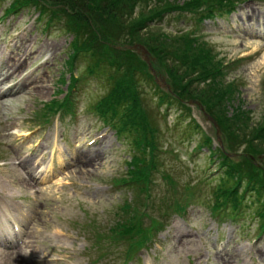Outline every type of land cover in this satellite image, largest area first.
<instances>
[{"label":"rangeland","instance_id":"374dc122","mask_svg":"<svg viewBox=\"0 0 264 264\" xmlns=\"http://www.w3.org/2000/svg\"><path fill=\"white\" fill-rule=\"evenodd\" d=\"M184 2L185 0H140L138 2L139 6L137 4L132 11L130 10V12L133 17H136L139 13L148 14L149 10L154 11V9L158 10L163 6L168 7L171 3L181 6ZM5 4L8 6L10 2H3L2 7L5 6ZM251 5L254 10L246 6L243 10L232 13L231 16L226 18V21L224 19L221 22L207 24L206 29L208 35L200 37L201 41L204 42V44L199 42L200 47L213 54L212 62L214 64L220 62V60L223 61L224 66L227 65L228 62H231V65L226 68V71L229 72L228 75H225L221 80L207 78L204 80L206 82L204 84L192 83L193 80L190 79L194 77L188 76L186 70L182 68V71L185 74L184 81L187 82V87L184 91H188L187 95L189 98L204 102V104L210 106L212 111L215 110V112L217 111L220 113L223 118L226 117V119L224 118V121L226 122L227 127L230 128L229 131L231 132H233V130H231L233 127L231 123L237 121L235 124L239 127L242 126V128L241 131H236V133L240 134L243 141L248 140L250 142L251 140L249 138H254L257 132L262 128L261 117L263 116L262 113L264 108V5L260 3H253ZM55 9L56 8H53V10ZM190 9L192 11L199 10L198 7H192ZM83 13L85 14V11H83ZM1 14L2 12L0 15ZM69 14L67 13V15ZM21 15L23 16L22 20L29 21V11L25 9L22 11ZM57 16L60 18V23H58V21L56 22L55 28L53 27L52 33L46 43H42L41 35L39 36L40 31L43 30V25L46 24V22L41 20L39 24L31 23V21L28 23L29 25L31 24L32 32L38 36L36 39L32 38L31 43L25 45V47L23 46V48H29L27 59L29 57L32 58L31 61H33L32 63H35V66H40L44 60H51V65L47 66L50 67L48 71L39 70V75L43 77L45 82L44 85L46 86L47 95L25 94L20 99H9L5 103L2 102V104H0V130L2 128L3 132L8 135L5 141L9 145V148H13V145L16 143H21L25 135H27L24 132H28L29 128L36 124L35 122L38 121L37 116H40L41 114V104L51 101L55 97L56 99L63 98L61 93L56 92L58 90L64 92L65 90V85L58 82V78L60 74L65 76L63 71V61L67 59L66 55L69 49L68 44L72 39V35L60 32L59 26H62L67 20H71V22H76L78 24L80 22L72 17L65 16L62 12H58ZM259 18H261V20L257 23ZM123 20H126V18H123ZM129 20H132V17ZM181 21L178 24L183 27V25L186 24V18L181 17ZM21 24L22 23L8 26L4 30L11 31L13 28L18 27ZM227 24H229L232 29L238 31L239 34H232L228 30ZM89 25L94 28L93 31L96 33L94 34L95 36L102 37L101 40H104V36L102 35L107 31L113 39H115L114 37H116L118 32L114 25H111V27H107L108 25H106V29L103 27L102 29L100 26L98 27V23H95L93 19L89 21ZM145 27L146 26L140 28L141 34L135 36L136 40H148L149 43H152H150V45L156 46V48L161 47V41L165 42V40H167L166 46L169 50L173 45L183 46L185 43L182 36L175 35L178 33L172 25L166 24V26H160V24H156L154 26ZM84 31L86 32V29ZM196 35H198V32H196ZM124 36L125 37L120 36L119 38L127 39L130 37V35L127 34H124ZM112 43L113 41L104 42V45L101 47L110 50ZM48 44H53V46L55 45L57 48L53 50L52 47L48 51L44 49L41 50V47L48 46ZM210 49L212 51H210ZM19 50H22V48L15 52ZM37 50H41L43 53H36ZM194 51L197 52L199 49L195 48ZM36 54L42 55L41 63V59L36 60L38 57ZM144 54L149 62L147 54ZM21 55L24 56L26 53L22 52ZM49 55H51L50 58H47ZM45 68H43V70ZM163 73L165 74L164 71ZM156 76L158 75L156 74ZM210 80L215 81L216 83H211ZM160 81L164 85L163 81ZM87 84V90L94 95L99 87H96L94 82L91 81ZM225 87L231 88L233 94H230L228 100L223 102L221 96L223 92L222 90ZM98 94L101 93L98 92ZM149 97L151 98L150 95ZM150 107L153 111L157 109V105L152 99ZM235 110L245 111L249 119L247 121L244 119L240 122L239 119H237L238 116L236 115ZM190 116H192L193 121L200 127L201 133H204L205 136L211 138L210 151L215 152L220 147V144L215 138L217 133L211 123L206 120L205 114L193 108L189 114V117ZM173 117L174 115L172 112H168L166 117V121H168L167 124L169 123L168 125L172 123ZM227 117L231 119V122L227 120ZM187 120L188 118H184V121ZM83 124L86 128L83 141L98 132H101L103 130L102 128H104L102 127V123L100 121L98 122L92 115H85ZM58 129L63 130L61 127H58ZM190 133L191 132H189L185 126H178L177 129L170 133V135L174 136L172 138L175 141L180 139L186 141L185 146L179 148V150L183 151V156L193 148H196L197 143L202 140L201 134L194 133L190 135ZM222 137V146L229 145V147L235 151H241L244 149L243 146L240 147L239 145L228 142L224 133ZM221 138H219V140ZM0 140H2L1 134ZM244 142H241L242 145H244ZM102 143L103 145L98 148L99 155H95V153L91 151H85L89 158L85 154L81 155V158H84L87 161L85 169H81L83 168L84 163L83 159H79L76 166L77 169L71 173L72 179L78 183L79 187L82 188L83 191L91 193L89 201H86L87 206L82 204L80 206L96 213L104 212L106 209L110 208V206L113 207L115 204L112 202L111 198L101 194V189L103 192L104 189L97 179L100 175L115 172V170L118 169L117 162L120 159L127 158L122 140H118L114 134L105 138ZM99 144H97V146ZM257 145L260 150L258 160L264 161V138L259 139ZM31 149L29 151H31ZM95 150H97L96 147L93 148V151ZM208 154H210L208 148L201 149L198 157L194 159V163H198L199 160L202 161L205 157L207 158ZM20 155H22L21 150ZM30 158L31 157L27 158L26 161H29L28 164H33L34 162L32 163ZM184 159L188 161V158ZM252 162L254 163L256 161ZM260 164L264 165L261 162ZM203 192L204 190L202 193ZM205 198L207 197H199L197 207L200 209V212L199 215L193 216L192 221L190 222V227H187L191 234L190 232H187L189 238L186 239V241L178 244V247H176L174 243L175 241H173V230L169 229V227L165 230L164 234L160 233L157 236L156 239H161V241H156L153 253L162 255L167 260L165 264H184L185 262L183 260L182 252L187 251V248H185L187 243H189L190 252L199 250L196 254L189 255L190 262L198 260L200 254H208L211 264H215L214 258L216 256L214 253L215 244L212 242L213 239L225 243L226 250L224 249L225 251L223 252V255L219 258L222 264H234L235 258L232 259L230 257V254H233L234 251L241 252L238 253V255H240L239 258L242 259L246 253H248V256L254 255L251 247L255 242H259V247L264 245V233L257 236L254 232L257 229L256 224L258 223L256 219L246 218L244 221H241L240 223L236 222L232 225H230L228 221L225 222L223 219L220 221V224L223 225L217 227L208 217L209 210L203 204ZM43 204L44 219L39 221V227L37 228L38 233L36 232L37 234L34 235L32 243L34 244L35 242L36 246H38L45 255L49 254L48 257L54 256L65 259V262H54L53 264H92L91 261H94L99 255L103 254L104 250H101L100 252L96 251V256L90 257V251L93 252L91 247L93 246L89 243L88 238L92 233L83 230V223L76 221L74 224L70 225L68 220L61 219V216L65 214L68 216H77L76 219L79 220L82 219L83 209L80 210V206L77 211L74 208V203L66 196H53L48 200L43 201ZM203 213L205 214V219L200 217ZM116 220L117 218L108 215L95 223L103 234L107 235V228ZM175 221L178 224V229L185 230L181 218L174 216L173 222ZM214 226L216 227V230H214ZM209 228H213V233L209 231ZM192 230H195L196 233H192ZM59 232L68 235L69 238L61 236L62 238L59 240ZM199 236L203 237V240L200 241V243L198 241ZM228 241H230L229 244ZM124 250L125 246L118 248V250H108L107 253L110 257H107V259H99L95 264H111L113 253H115V258H117L120 255L116 254V252L119 251L122 253ZM83 253H87V256L85 257ZM255 255L256 256H254L252 261H255L256 264H264L259 252L255 253ZM175 260H177V262H175ZM237 262L238 264H242L239 260H237ZM116 264H118V262H116ZM129 264L135 263L132 261Z\"/></svg>","mask_w":264,"mask_h":264},{"label":"trees","instance_id":"16d2710c","mask_svg":"<svg viewBox=\"0 0 264 264\" xmlns=\"http://www.w3.org/2000/svg\"><path fill=\"white\" fill-rule=\"evenodd\" d=\"M15 3H35V5H38L41 10L43 9L44 12H48L52 18H56L55 15H57L58 12H62L65 16L72 17L80 22L78 24L68 20L72 30L75 32L76 39L73 41V48L75 51L80 52V55L78 56L79 59L86 62L84 74L88 75L90 72L92 73L90 75H96L98 79H102L106 76V78L103 79V84L109 86L110 89L113 88V85L115 88V84L119 86V93H117V91L115 92V102L113 103L110 99H106L104 103L106 106L111 107L116 115L124 116L128 122L137 124L142 121H149L147 113L142 109L143 103L146 104L147 96L144 95L142 91L138 90L136 86L142 80L145 84L152 85L151 76L147 73V65L140 61L134 53L117 51L112 48L110 50H107L106 48L103 49L101 46L104 45V42L113 41L115 43H124L125 45H132L135 42L143 44L156 58L153 62L154 67L157 70H163L167 77L172 80L174 87L181 90H184L187 87V82L184 81L185 74L180 72L178 64L174 61L169 62L165 58V54L169 52L172 60L177 59L179 55L176 54L173 46L170 50H163V48L166 47L165 42L161 41V47L156 48V46L150 45L151 42L149 43L148 40L141 41L135 39L136 35L141 34L140 28H142L143 22L147 20L151 14L139 13L137 17L129 20V17H132L129 11V6L133 3V0H15ZM53 8L56 9L53 10ZM82 9L85 11V14ZM67 13L70 14L67 15ZM123 18H126V20H123ZM91 19H93L95 23H98V27L100 26L104 29H106V25H108L107 27L114 25L118 31L116 37H114L116 40L113 39L107 31L102 35L104 36V40H101L102 37L99 39L95 37V44H93L91 35L95 33V31H93L94 28L89 25ZM85 29L86 32L84 31ZM124 34L130 35V37L127 39H120V36L125 37ZM196 62L197 61L191 63L190 66L194 65ZM99 71L104 72L98 73ZM105 71H107V74ZM134 72L137 73L132 76ZM133 81H135V83ZM165 96L169 98L168 101L171 104H175V102L176 104H179L178 100L175 99L176 101L174 102V99L171 96ZM237 116V119H239L240 122L245 119L241 115ZM224 118L226 119V117ZM224 118L223 116L221 117V119ZM227 120L231 122V119L228 117ZM235 123H237V121L231 123V125H233L231 130H233V137L239 139L240 134L236 133V131H241L242 126L239 127ZM145 125L147 126L148 123L146 122ZM225 128L226 130L228 129L226 124ZM140 134L141 133L139 132V135Z\"/></svg>","mask_w":264,"mask_h":264},{"label":"bare ground","instance_id":"6f19581e","mask_svg":"<svg viewBox=\"0 0 264 264\" xmlns=\"http://www.w3.org/2000/svg\"><path fill=\"white\" fill-rule=\"evenodd\" d=\"M53 47V44H48V46H43L41 47V50H50L51 48ZM40 50V51H41ZM25 60L21 61L19 58L18 59H15V58H12L9 62H8V65H7V69H14V70H17V69H20L24 66L25 64ZM27 90H29L30 92L34 91V92H37L39 94H43L45 93V88L40 86V85H32L30 87L27 88ZM17 264H22V260H21V256H18V258L15 260ZM234 264H238L237 262L234 263Z\"/></svg>","mask_w":264,"mask_h":264}]
</instances>
